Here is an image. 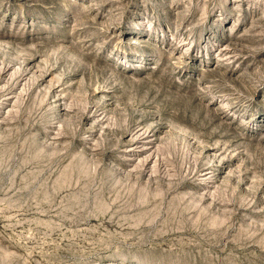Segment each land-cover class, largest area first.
Wrapping results in <instances>:
<instances>
[{"label": "rangeland", "instance_id": "1", "mask_svg": "<svg viewBox=\"0 0 264 264\" xmlns=\"http://www.w3.org/2000/svg\"><path fill=\"white\" fill-rule=\"evenodd\" d=\"M0 264H264V0H0Z\"/></svg>", "mask_w": 264, "mask_h": 264}]
</instances>
